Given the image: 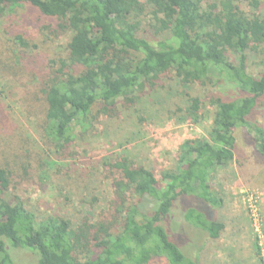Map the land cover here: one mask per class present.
<instances>
[{"label": "trees", "instance_id": "trees-1", "mask_svg": "<svg viewBox=\"0 0 264 264\" xmlns=\"http://www.w3.org/2000/svg\"><path fill=\"white\" fill-rule=\"evenodd\" d=\"M248 4L253 11L261 5L258 0ZM262 5L259 14L247 15L236 0H0V20L25 25L26 14L34 12L27 15L31 24L43 20L47 24L37 29L55 40L48 78L39 81L44 116L37 132L74 166L80 160L73 151L89 135L95 115H105L119 99L139 100L154 92L169 70L182 87L223 81L239 92L228 101H209L207 138L180 146L174 170L161 174L163 188L149 170L128 159L115 165L121 175L113 186L121 215L116 232L101 224L75 228L59 217L38 219L12 194L9 174L0 169V264H17L19 251L33 254L38 264H198L199 246L218 239L223 229L214 217L222 199L210 181L216 168L234 159V131L247 130L256 156L264 160V129L249 121L264 94ZM143 16H151L156 34L166 37L152 43L140 36ZM14 27L19 34L9 41L20 54L30 47ZM248 52L259 57L257 77L247 72ZM188 106L185 118L197 121V99ZM175 210L204 235L198 247L197 237L184 245L170 240L163 225ZM188 244H195L194 253L185 248Z\"/></svg>", "mask_w": 264, "mask_h": 264}, {"label": "rangeland", "instance_id": "rangeland-1", "mask_svg": "<svg viewBox=\"0 0 264 264\" xmlns=\"http://www.w3.org/2000/svg\"><path fill=\"white\" fill-rule=\"evenodd\" d=\"M250 1L236 0V5L247 15L263 11L264 0H258L261 5L255 11L249 7ZM33 13L26 14L25 25L13 19L30 47L21 49L20 54L12 50L9 41L19 34L18 29L12 22L0 20V169L9 174L12 194L38 219L59 217L75 228L81 223L101 224L116 232L121 215L113 186L121 181V175L115 165L128 159L134 167L149 170L163 188L161 174L174 170L180 146L185 141L207 138L213 114L209 101H228L239 92L212 79L214 84L197 81L182 87L169 70L154 92L139 100L119 99L108 113L95 115L89 135L73 151L80 160L74 166L69 156L51 150L37 132L44 116L39 81L41 77L42 83L46 82L47 65L57 50L52 36L37 29L47 23L38 20L31 24L27 18ZM155 27L151 16H143L139 35L152 43L164 39L166 35L156 34ZM246 55L247 72L257 77L259 57L250 52ZM195 99L200 110L197 121H192L185 116L189 102ZM249 119L264 129V94ZM234 137L233 161L216 168L210 181L211 190L222 199L214 213L215 221L223 226L219 238L200 245L204 235L178 218L177 207L163 225L176 243L184 245L197 237L198 264H264V160L256 156L253 137L247 130L234 131ZM127 198L135 200L131 195ZM189 247L194 253L195 244L185 248ZM14 259L17 264H38L29 252H16Z\"/></svg>", "mask_w": 264, "mask_h": 264}]
</instances>
